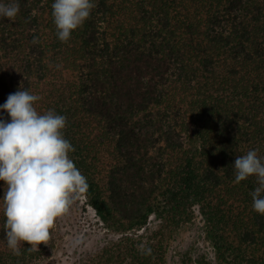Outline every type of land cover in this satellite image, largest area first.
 Wrapping results in <instances>:
<instances>
[{
  "label": "trees",
  "instance_id": "16d2710c",
  "mask_svg": "<svg viewBox=\"0 0 264 264\" xmlns=\"http://www.w3.org/2000/svg\"><path fill=\"white\" fill-rule=\"evenodd\" d=\"M18 2L14 21L0 17V105L22 83L39 113L67 117L69 156L109 236L71 264H264L256 179L234 183L233 166L249 150L264 158V0H93L68 42L54 0ZM4 189L0 264L60 262L61 217L39 251L22 242L13 255ZM197 212L214 261L196 244L172 250Z\"/></svg>",
  "mask_w": 264,
  "mask_h": 264
},
{
  "label": "clouds",
  "instance_id": "9594fccd",
  "mask_svg": "<svg viewBox=\"0 0 264 264\" xmlns=\"http://www.w3.org/2000/svg\"><path fill=\"white\" fill-rule=\"evenodd\" d=\"M53 21L61 42H68L74 30L82 27L96 7L93 0H54ZM20 12L18 0L0 2V17L15 20ZM33 44L38 43L34 37ZM39 96L28 90L9 94L0 110L10 121L0 119V181L4 182V223L7 247L20 256L22 242L28 251L50 240V230L56 220L69 212L74 196L86 192L87 180L69 154L75 151L63 130L67 117L49 110L39 113L34 102ZM235 180L239 184L255 177L257 186L250 193L253 209L264 215V158L258 150L237 156ZM142 254L151 249L139 245Z\"/></svg>",
  "mask_w": 264,
  "mask_h": 264
},
{
  "label": "rangeland",
  "instance_id": "374dc122",
  "mask_svg": "<svg viewBox=\"0 0 264 264\" xmlns=\"http://www.w3.org/2000/svg\"><path fill=\"white\" fill-rule=\"evenodd\" d=\"M197 220L180 231L178 239L173 243L172 250H186L191 244H196L202 253L214 261L215 254L211 244L206 240L202 231L200 215ZM65 232V249L58 255L60 262L56 264H71L76 254L94 250L100 242L109 236L98 224L100 221L93 208L87 204L84 194L74 196V202L69 212L61 217ZM152 222H156L153 218Z\"/></svg>",
  "mask_w": 264,
  "mask_h": 264
}]
</instances>
